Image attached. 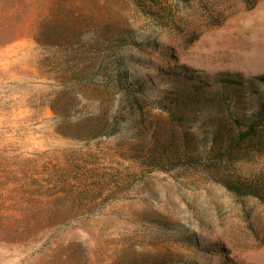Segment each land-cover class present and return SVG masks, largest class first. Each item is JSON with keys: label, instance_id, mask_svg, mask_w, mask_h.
<instances>
[{"label": "rangeland", "instance_id": "374dc122", "mask_svg": "<svg viewBox=\"0 0 264 264\" xmlns=\"http://www.w3.org/2000/svg\"><path fill=\"white\" fill-rule=\"evenodd\" d=\"M63 2L87 32L38 42L28 26L62 18ZM89 57L121 66L128 87L96 68L61 73ZM260 75L264 0H0V264H39L62 239L81 241L90 264H264V198L227 186L254 182L264 194V126L221 161L206 131L230 109L251 117ZM90 117L120 124L81 137ZM172 117H197L187 126L198 157L159 168L147 147L184 129ZM32 215L64 220L22 240Z\"/></svg>", "mask_w": 264, "mask_h": 264}, {"label": "trees", "instance_id": "16d2710c", "mask_svg": "<svg viewBox=\"0 0 264 264\" xmlns=\"http://www.w3.org/2000/svg\"><path fill=\"white\" fill-rule=\"evenodd\" d=\"M249 7L256 4L257 0H246ZM65 2L62 3L61 14L62 18H46L37 24L28 26V30L34 35L38 42H48L54 44H60L73 39L79 34L87 32L84 27L77 24L74 20H69L68 12L65 9ZM52 11V7L50 8ZM55 14V13H52ZM80 12L77 11L73 14V19L78 18ZM3 29H9L12 25H1ZM91 31V30H90ZM104 32V31H103ZM111 30L108 28V33H104L106 40L104 43L110 45L113 43L112 36L109 39ZM94 35L100 37L101 30L94 29ZM4 38V37H3ZM4 43L9 39H2ZM102 43L100 39H92L89 46H97ZM111 62V63H110ZM107 61L105 57L103 60L97 61L94 58L89 57L86 66L79 67L80 69L64 68L62 74L64 76H76L82 75L87 78L92 73L95 74V68L98 73L102 74L107 80V83H112L118 87L125 89L128 87L126 79L122 74L121 66L114 64V61ZM98 68V69H97ZM112 68L115 69L112 72ZM259 80L264 81V75L256 77ZM222 78L221 80H224ZM241 78H231L228 83H241ZM111 86L109 84L107 87ZM141 87V88H140ZM142 92V86H138V89ZM258 106L253 112L251 117L246 115L238 116L232 109L226 114V117H211V124L214 128L206 130L211 135V152L217 150V155L212 156L213 160L234 159L240 152V147L246 141L253 140L259 133L260 126H264V91L261 96H258ZM165 104V103H164ZM194 110V109H192ZM90 117L83 121V125L78 126L76 132L83 136L95 137L100 134L113 135L117 129V125L120 124L118 117ZM174 122H179L184 126V129L178 132L169 133L167 139H164V143H160V140L164 138L163 132H157L158 137H155V143L147 147L150 163L156 164L159 168H164L166 164L179 162L177 164L187 165L189 163L194 164L197 160L198 154L195 153L197 148L196 136L187 126L188 122L197 123V117H172ZM116 126V129H115ZM201 126V125H200ZM114 128V130H112ZM202 128V126H201ZM227 186L235 191H240L243 186L248 189L247 192L256 196L264 198V194L261 191V187L257 184L255 187L254 182H250L248 185L244 183L240 185L227 184ZM64 218L60 215L51 216H35L23 217L22 223L24 224L23 230L20 233L22 240L35 237V231L40 232L45 229L56 226ZM36 228V229H35ZM40 234V233H37ZM37 260L39 264H42L46 260V264H90L89 257L86 255L83 243L77 239L67 240L62 239L54 241L48 248L38 252Z\"/></svg>", "mask_w": 264, "mask_h": 264}]
</instances>
